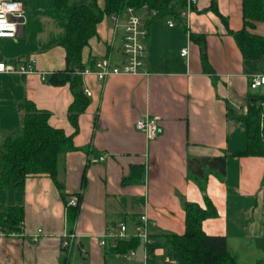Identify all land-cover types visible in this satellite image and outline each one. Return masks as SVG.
Instances as JSON below:
<instances>
[{
    "label": "crops",
    "instance_id": "0c3cea01",
    "mask_svg": "<svg viewBox=\"0 0 264 264\" xmlns=\"http://www.w3.org/2000/svg\"><path fill=\"white\" fill-rule=\"evenodd\" d=\"M17 1L22 13L16 36L0 37V61L16 69L0 73V150L21 134L27 102L48 113L51 127L72 136L73 149L60 157L59 187L46 173L0 187V220L9 209L20 210L22 219L15 232L0 235V264H120L123 254L100 245L102 236L111 243L107 235L120 224L132 234L141 215L150 235H181L185 203L213 208L202 229L225 237L235 264H264V157L239 154L246 148L240 117L248 96L264 92L249 88L251 78L264 75V55L244 59L234 38L243 28L264 37V20L246 25L243 0H197L188 35L181 3L171 4L178 18L140 10L147 75L99 80L79 74L88 102L75 131L67 109L77 88L50 83L68 67L60 44L63 17L54 0ZM110 16L102 17L82 48L84 68L102 58L123 63L126 16L117 13V22ZM21 66L31 71H18ZM141 115L158 118L155 137L134 128ZM71 197L78 203L74 210L66 205ZM37 229L41 234L33 242ZM143 250L135 251L134 264ZM153 254L158 264H177L163 257L162 248Z\"/></svg>",
    "mask_w": 264,
    "mask_h": 264
},
{
    "label": "trees",
    "instance_id": "16d2710c",
    "mask_svg": "<svg viewBox=\"0 0 264 264\" xmlns=\"http://www.w3.org/2000/svg\"><path fill=\"white\" fill-rule=\"evenodd\" d=\"M172 2L181 3L179 9L185 5V0H103V6L100 7L98 0H54V7L63 17L64 36L60 44L64 48L68 67L64 71L54 73L50 83L58 85L69 82L72 88H77L73 93L74 100L67 109L68 119L75 131L77 116L88 102L79 88L80 77L76 71L84 69L81 64L82 48L96 34V25L102 17L122 13L126 6L136 10L146 6L149 10H155L157 16L166 12L178 18V12L174 11ZM242 15L248 26H252L255 21L264 20V0H243ZM234 38L244 59H257L264 55V37L243 28L234 34ZM259 100H264V94L248 96L247 113L240 117L246 130V148L239 153L241 155L264 157V129L259 125ZM47 119V112L36 109L32 103H26L21 134L8 138L0 150V187L21 185L30 173H46L59 187L56 182L58 163L66 151L73 149L72 136L65 135L61 129L51 127ZM77 205L78 203L67 208L74 210ZM183 210V234L148 233L149 244L136 237L128 241L118 240L112 251L124 254L130 249H146L150 255L149 264H158L153 254L157 248L163 249V257L177 264H235L225 237L207 234L202 229V221L207 215L213 214V208L205 210L197 204L185 203ZM4 214L0 220V231L5 234L15 232L22 222L20 210L9 209Z\"/></svg>",
    "mask_w": 264,
    "mask_h": 264
},
{
    "label": "built area",
    "instance_id": "2783aa9c",
    "mask_svg": "<svg viewBox=\"0 0 264 264\" xmlns=\"http://www.w3.org/2000/svg\"><path fill=\"white\" fill-rule=\"evenodd\" d=\"M197 0H185V5L180 11V16L185 20L184 26L187 30V34L189 35V14L192 11L193 6L196 4ZM0 4L5 7L9 6H18L13 11H8L4 14L5 20L8 24H14L15 30L5 28L0 29L4 33V35H0V37L4 38H13L16 36L17 27L20 22L22 7L21 3L17 0H0ZM148 11L151 16L156 15L155 10H149L146 6H143L139 10H136L133 7L126 6L123 13L125 14V20L123 23V34L121 37V51L124 56V61L120 65H112L108 59L102 58L98 59L93 64V69L84 68L81 71H77L78 74H95L96 78L99 80H103L109 75L115 74H143L147 75L144 69V59L146 56V39H147V29L145 23L142 20V17L139 15V11ZM114 22H117L118 17L116 14L110 16ZM168 26H172L173 22L168 21ZM187 54V48H183L180 51L181 56H185ZM16 69L7 63L0 61V73H11L15 72ZM18 71L20 72H30L31 68H25L21 66ZM259 87H264V75L256 76L251 78L249 81V88L254 90ZM84 93L89 95L90 92L84 90ZM264 94V92L262 93ZM257 104L260 107L259 114V125L262 129H264V100H259ZM247 107H245V114L247 113ZM134 128L139 132H142L147 138H153L157 135L158 128V118L155 116H138L134 121ZM77 203L75 197H71L67 202L68 205L75 206ZM3 233L0 231V235ZM41 234V229H37L34 234L31 235V240L33 242H38L39 235ZM109 239H111V243H106V236H102L99 244L102 246H106L110 244L111 247H116L117 241H128L129 239L136 237L141 239L143 243L149 244L150 239L148 237L147 230V216L141 215L135 225L134 232L128 233L126 230V226L124 224H120L116 231L110 232L108 235ZM66 244V243H64ZM136 258V252L133 249L128 250L123 254L120 264H134V259ZM150 255L146 249L143 250L141 255V260L139 264H149Z\"/></svg>",
    "mask_w": 264,
    "mask_h": 264
},
{
    "label": "clouds",
    "instance_id": "9594fccd",
    "mask_svg": "<svg viewBox=\"0 0 264 264\" xmlns=\"http://www.w3.org/2000/svg\"><path fill=\"white\" fill-rule=\"evenodd\" d=\"M18 6H9L5 7L4 5L0 4V29H11L12 31L15 30V25L14 24H8L5 20L4 14L8 11H13L17 8ZM0 35H4L2 31H0Z\"/></svg>",
    "mask_w": 264,
    "mask_h": 264
}]
</instances>
